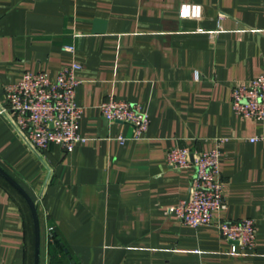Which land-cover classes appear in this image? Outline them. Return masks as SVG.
<instances>
[{"label": "crops", "instance_id": "obj_1", "mask_svg": "<svg viewBox=\"0 0 264 264\" xmlns=\"http://www.w3.org/2000/svg\"><path fill=\"white\" fill-rule=\"evenodd\" d=\"M183 3L202 17H182ZM75 61L87 140L39 156L3 111L5 86L26 71L56 79ZM262 73L264 0H0V168L36 205L40 264H51L50 225L74 264H264V141L250 140L264 120L238 115L231 99ZM110 96L149 113L145 138L102 115ZM176 146L220 148L227 207L216 218H254L255 248L177 220L195 170L168 166ZM35 254L33 210L0 172V264Z\"/></svg>", "mask_w": 264, "mask_h": 264}, {"label": "built area", "instance_id": "obj_2", "mask_svg": "<svg viewBox=\"0 0 264 264\" xmlns=\"http://www.w3.org/2000/svg\"><path fill=\"white\" fill-rule=\"evenodd\" d=\"M181 16L201 18L202 6L183 3ZM220 15L219 19H223ZM203 30V28H199ZM64 50L75 51L74 45ZM79 62L63 66L56 79L44 71H26L21 78L6 84L7 106L3 108L13 126L23 135L29 147L43 157L52 145L58 144L72 151L76 144L87 140L79 132L83 107L77 102V88L82 80L77 71ZM234 111L244 118L264 120V73L245 82H237L231 93ZM102 115L109 122H123L133 126L132 138L146 137L151 119L138 102L110 96L101 105ZM120 142L127 137L119 136ZM264 141V134L250 137ZM222 152L219 147L193 151L187 146H176L167 152L168 166L176 169L194 167L189 195L181 199L174 211L179 222L193 227L214 225L221 236L238 243L243 249H253L257 243V224L254 218L240 220L218 219V212L227 207L225 180L221 171ZM54 226L48 227L51 237Z\"/></svg>", "mask_w": 264, "mask_h": 264}, {"label": "trees", "instance_id": "obj_3", "mask_svg": "<svg viewBox=\"0 0 264 264\" xmlns=\"http://www.w3.org/2000/svg\"><path fill=\"white\" fill-rule=\"evenodd\" d=\"M66 250V245L64 244L62 238L59 236L56 229L50 237L49 252L51 254V264H74L72 258L69 257V253Z\"/></svg>", "mask_w": 264, "mask_h": 264}, {"label": "water", "instance_id": "obj_4", "mask_svg": "<svg viewBox=\"0 0 264 264\" xmlns=\"http://www.w3.org/2000/svg\"><path fill=\"white\" fill-rule=\"evenodd\" d=\"M0 172L9 179L21 192L22 194L27 198L34 214L35 218V226H36V254H35V264H40V224H39V218L37 213L36 205L33 201V199L29 196V194L15 181L13 180L4 170L0 168Z\"/></svg>", "mask_w": 264, "mask_h": 264}]
</instances>
